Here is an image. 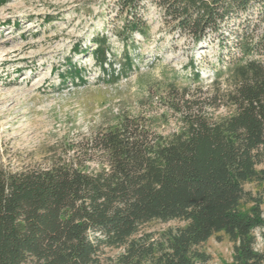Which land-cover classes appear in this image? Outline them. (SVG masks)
Returning a JSON list of instances; mask_svg holds the SVG:
<instances>
[{"label":"trees","instance_id":"16d2710c","mask_svg":"<svg viewBox=\"0 0 264 264\" xmlns=\"http://www.w3.org/2000/svg\"><path fill=\"white\" fill-rule=\"evenodd\" d=\"M147 2L179 37L226 50L213 90L199 72L165 88L180 124L168 136L150 117L123 113L48 167L0 169V264H206L203 246L221 235L234 264H264V0H117L127 37L147 34ZM97 42L104 68L107 40ZM153 222L176 225L145 230Z\"/></svg>","mask_w":264,"mask_h":264},{"label":"rangeland","instance_id":"374dc122","mask_svg":"<svg viewBox=\"0 0 264 264\" xmlns=\"http://www.w3.org/2000/svg\"><path fill=\"white\" fill-rule=\"evenodd\" d=\"M116 1L10 0L0 5V169L48 167L64 157L68 143L114 124L123 113L150 117L154 129L168 136L180 124L165 104V88L188 86L195 72L204 90L211 88L226 52L217 41L194 45L179 37L151 2L141 11L147 34L127 37L126 15L118 14ZM231 30L238 27L226 31ZM102 36L109 50L106 70L96 52ZM127 56L130 69L124 68ZM218 81L222 91L228 89L224 79ZM227 114L223 108L216 115ZM247 189L256 192L253 185ZM262 210L264 217V205ZM175 225L153 222L145 230ZM256 248L264 251L260 237ZM203 250L210 257L206 264H234L233 243L224 235L211 238ZM106 253L114 257L120 250Z\"/></svg>","mask_w":264,"mask_h":264}]
</instances>
